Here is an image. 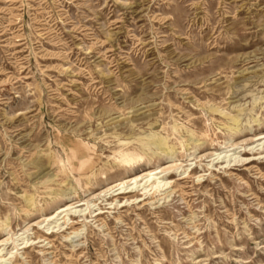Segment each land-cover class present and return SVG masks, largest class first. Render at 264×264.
<instances>
[{"label": "rangeland", "instance_id": "rangeland-1", "mask_svg": "<svg viewBox=\"0 0 264 264\" xmlns=\"http://www.w3.org/2000/svg\"><path fill=\"white\" fill-rule=\"evenodd\" d=\"M262 133L264 0H0L1 264H264Z\"/></svg>", "mask_w": 264, "mask_h": 264}, {"label": "bare ground", "instance_id": "bare-ground-1", "mask_svg": "<svg viewBox=\"0 0 264 264\" xmlns=\"http://www.w3.org/2000/svg\"><path fill=\"white\" fill-rule=\"evenodd\" d=\"M264 138V133L262 134H259L258 137H257V140H260V139H263ZM128 162V161H127ZM148 175H150V171H145L142 175V177H147ZM81 205V204H80ZM68 208L67 207H64V206H61L60 208H58V214H61L63 212H65ZM97 216V215H96ZM72 230V229H71ZM73 231V230H72ZM48 233V232H47ZM52 233V232H50ZM73 233H76V232H73ZM48 241V240H47ZM1 243V242H0ZM26 246H22V248H25ZM1 264V263H0Z\"/></svg>", "mask_w": 264, "mask_h": 264}]
</instances>
